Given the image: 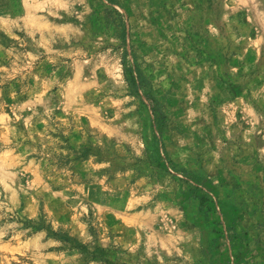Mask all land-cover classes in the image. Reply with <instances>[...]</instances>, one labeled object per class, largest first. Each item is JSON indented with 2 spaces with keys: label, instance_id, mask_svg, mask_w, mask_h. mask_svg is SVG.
<instances>
[{
  "label": "rangeland",
  "instance_id": "374dc122",
  "mask_svg": "<svg viewBox=\"0 0 264 264\" xmlns=\"http://www.w3.org/2000/svg\"><path fill=\"white\" fill-rule=\"evenodd\" d=\"M31 1L0 0V264H264V0Z\"/></svg>",
  "mask_w": 264,
  "mask_h": 264
},
{
  "label": "crops",
  "instance_id": "0c3cea01",
  "mask_svg": "<svg viewBox=\"0 0 264 264\" xmlns=\"http://www.w3.org/2000/svg\"><path fill=\"white\" fill-rule=\"evenodd\" d=\"M107 1V5H110L109 0ZM120 3L119 15L121 17H127L132 15L134 12L132 11L131 5H129V1L125 0H118ZM93 3V4H92ZM31 9H29V13L36 12V13H46L52 14V16H61V15H73L77 20L76 22L82 23L84 20L89 19L90 15L96 11V7L92 0H36L35 2L31 1L29 3ZM98 6L97 8H99ZM109 12L110 10H106ZM79 19V20H78ZM158 24H162V22H158ZM145 75L146 72L144 71ZM213 97L212 99H214ZM247 152L248 155H245L247 158L253 156L255 153L254 149H250ZM224 184V182H222ZM224 185L222 188L226 187ZM221 188V189H222ZM222 197V194H221ZM224 199V202H223ZM222 199V211H223V218L225 224L236 225L234 223L235 216H240V218L236 219L238 229L243 232L245 229V224H252L253 221H249L250 217L242 216L241 213L243 212L242 208L238 206V203L235 201L233 196L229 194L226 195L225 198ZM260 215H258L259 217ZM247 231V230H246Z\"/></svg>",
  "mask_w": 264,
  "mask_h": 264
},
{
  "label": "trees",
  "instance_id": "16d2710c",
  "mask_svg": "<svg viewBox=\"0 0 264 264\" xmlns=\"http://www.w3.org/2000/svg\"><path fill=\"white\" fill-rule=\"evenodd\" d=\"M110 2H112L113 4H117L118 2L115 0H109ZM117 14L118 11H117ZM120 16V15H119ZM121 25V24H120ZM125 27H122V36L123 38H125ZM126 40V38H125ZM124 40V41H125ZM124 44H126V41L124 42ZM128 55L127 51H125L124 54V58H123V64L125 65V74L128 75V81L130 82V84L135 85V87L139 86V83L144 85L149 83L147 77L145 76L144 72L142 71L140 65L136 62L135 66H126V59L125 57ZM148 95H151V93L149 92ZM152 100L155 101L156 104H158V100L155 99L153 96L151 97Z\"/></svg>",
  "mask_w": 264,
  "mask_h": 264
}]
</instances>
